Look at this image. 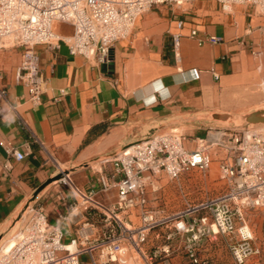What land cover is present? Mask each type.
<instances>
[{
    "label": "crops",
    "instance_id": "1",
    "mask_svg": "<svg viewBox=\"0 0 264 264\" xmlns=\"http://www.w3.org/2000/svg\"><path fill=\"white\" fill-rule=\"evenodd\" d=\"M54 29L63 37L72 32L65 24ZM192 30L220 42L198 46L189 37ZM177 34L181 38L174 50ZM33 53L46 80L35 105L16 81L21 51L0 48V89L5 91L0 100V235L32 206L62 229L68 244L88 213L80 208L68 221H58L56 210L66 213V205L76 199L56 183L60 171L83 192L93 189L95 200L113 204L117 179L107 191L98 182L113 169L106 160L152 135L207 128L210 115L238 111L245 90L264 88V14L251 5H233L224 13L216 0H196L188 8L157 6L143 12L130 35L113 45L109 63L70 55L63 43L58 50L36 45ZM13 151L23 158L15 159ZM100 230L97 225L92 232ZM251 230L260 256L249 264H264V217ZM151 237L148 243L154 246L163 242ZM222 240H204L198 255L222 264ZM157 264L189 263L175 252L168 263Z\"/></svg>",
    "mask_w": 264,
    "mask_h": 264
},
{
    "label": "built area",
    "instance_id": "2",
    "mask_svg": "<svg viewBox=\"0 0 264 264\" xmlns=\"http://www.w3.org/2000/svg\"><path fill=\"white\" fill-rule=\"evenodd\" d=\"M192 1L0 0V48L5 49V43L10 41L11 48L21 51L16 81L27 88V101L35 105L40 102L46 80L38 68L34 46L58 50L63 43L70 55L109 63L113 45L130 35L143 12ZM216 1L224 13L233 5H251L264 14V0ZM56 24L68 25L71 34L57 35ZM178 27H182V22ZM189 37L198 46L220 42L216 36L199 38L196 30L190 31ZM180 38V34L172 37L174 50ZM4 98L5 91L0 89V100ZM9 110L15 108L9 106ZM215 133L219 134L215 142L209 140L212 130L190 141L189 136L171 130L152 135L106 160L113 169L100 176L98 182L101 191H107L111 181L117 179L116 201L110 205L95 200L93 189L80 190L68 174L60 171L56 183L76 199L66 205V213L56 210L58 221H68L80 208L88 213V219L65 244L59 226L51 225L39 208L27 207L21 238L9 251H1L0 264H82V257L87 259L86 264H152L175 252L186 256L189 264H207L198 255L202 242L220 236L227 239L234 264H249L260 256L246 212L264 209V137L249 128L221 129ZM214 147L223 155L217 180L224 184L212 196L194 202L182 182L184 177L191 178L192 171L206 176ZM12 155L17 160L23 158L14 151ZM164 180L176 185L183 202L181 210L166 214L160 197H152L159 194ZM155 200L157 205L150 203ZM97 225H101V230L92 232ZM151 235L164 243L147 252L145 246Z\"/></svg>",
    "mask_w": 264,
    "mask_h": 264
},
{
    "label": "rangeland",
    "instance_id": "3",
    "mask_svg": "<svg viewBox=\"0 0 264 264\" xmlns=\"http://www.w3.org/2000/svg\"><path fill=\"white\" fill-rule=\"evenodd\" d=\"M195 2L196 0L190 3L183 4V8H188ZM5 44L6 48H11L12 43L10 41L6 42ZM244 94L245 96L241 99V105L238 111L234 110L229 112L215 113L209 116L211 123L207 128H179L177 129V133L189 136L191 141V139H194L196 137L205 136L206 132L209 130H212V133H215L221 129L244 128L246 130L247 128H249L254 133L264 137V121H258L253 123L247 121L248 117H257L259 119H264V88H257L255 90H245ZM168 132L169 130L164 133ZM222 157L223 155L221 150L218 147H214L212 149V162L210 164V168L206 176H202L197 171H192L189 174L191 178L184 177L182 185L184 186L185 192L189 195L190 200L196 202L207 196H212L220 189V187H222L224 182L221 180H217L218 166ZM161 185L162 189L160 190L159 194L152 197H160V204L166 214L181 210L183 208V202L180 198L178 190L176 189V185L173 182L167 180L162 181ZM150 203L154 205L158 204L156 200L151 201ZM262 217H264V209H256L246 212V221L250 228L256 222H258V225H260L262 222ZM24 224L25 218L22 214V216H18V218L13 223L9 224L7 229L6 227L2 228V232L4 233L0 235V253L4 244L10 239L14 240L13 237L22 230ZM151 236L153 237V235ZM223 238L224 240L221 241L222 250L219 254L220 260L222 264H234L227 248V239L225 237ZM151 243L152 242L148 243L147 252H152L156 247V245L154 246ZM180 255L185 261L189 263L186 256H184L182 253ZM171 258L172 254L166 257L161 256L152 264H157L159 262L168 263ZM199 259L206 261L207 264H212V259L209 257L199 256ZM86 261L87 259L85 257L81 258L82 264H86Z\"/></svg>",
    "mask_w": 264,
    "mask_h": 264
},
{
    "label": "bare ground",
    "instance_id": "4",
    "mask_svg": "<svg viewBox=\"0 0 264 264\" xmlns=\"http://www.w3.org/2000/svg\"><path fill=\"white\" fill-rule=\"evenodd\" d=\"M7 42H8V41H7ZM174 131L177 132V129H175ZM218 138H219V134L212 133L211 135H209V140H210V142H215L216 140H218ZM21 235H22V232L20 231L18 234H16V235L13 237L14 240H12V239L8 240V241L4 244L2 250H3L4 252H7V251H9L10 249H12L13 246L15 245V242L21 238ZM69 249L72 250L73 247H70Z\"/></svg>",
    "mask_w": 264,
    "mask_h": 264
},
{
    "label": "water",
    "instance_id": "5",
    "mask_svg": "<svg viewBox=\"0 0 264 264\" xmlns=\"http://www.w3.org/2000/svg\"><path fill=\"white\" fill-rule=\"evenodd\" d=\"M247 121L250 123H253V122H258V121H264V119H259L257 117H248Z\"/></svg>",
    "mask_w": 264,
    "mask_h": 264
}]
</instances>
